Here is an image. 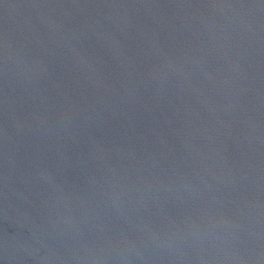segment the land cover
Returning <instances> with one entry per match:
<instances>
[{
	"label": "water",
	"instance_id": "95a60500",
	"mask_svg": "<svg viewBox=\"0 0 264 264\" xmlns=\"http://www.w3.org/2000/svg\"><path fill=\"white\" fill-rule=\"evenodd\" d=\"M0 264H264V0H0Z\"/></svg>",
	"mask_w": 264,
	"mask_h": 264
}]
</instances>
